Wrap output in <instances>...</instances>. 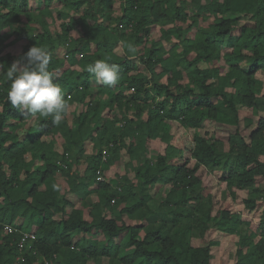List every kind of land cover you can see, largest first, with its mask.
I'll return each instance as SVG.
<instances>
[{
	"label": "trees",
	"instance_id": "1",
	"mask_svg": "<svg viewBox=\"0 0 264 264\" xmlns=\"http://www.w3.org/2000/svg\"><path fill=\"white\" fill-rule=\"evenodd\" d=\"M35 2L37 10L29 0H0V264H212L219 241L194 246L187 235L195 230L203 239L210 229L241 235L236 264H264V220L258 241V232L243 236L241 214L215 210L197 174L220 171L233 196L248 190L249 210L264 196L255 186L264 175V116L253 122L240 114L260 103L264 0ZM54 3L67 10L58 13L67 17L57 30L47 21L56 20ZM117 3L121 13L113 16ZM10 36L22 44L18 54L2 52ZM172 37L169 53L162 41ZM72 102L81 108L76 116ZM174 123L195 130L191 158ZM206 124L225 132L227 143L201 132ZM155 139L164 151L147 157ZM89 145L83 173H73L70 162L80 164ZM123 150L134 176L99 180L98 170ZM165 186L155 202L151 191ZM22 232L36 238L20 250Z\"/></svg>",
	"mask_w": 264,
	"mask_h": 264
},
{
	"label": "rangeland",
	"instance_id": "2",
	"mask_svg": "<svg viewBox=\"0 0 264 264\" xmlns=\"http://www.w3.org/2000/svg\"><path fill=\"white\" fill-rule=\"evenodd\" d=\"M30 5L33 6L36 10L40 6L39 3L35 2L36 0H29ZM118 3L116 6L112 9L111 14L113 16L120 15L121 10L118 8ZM51 10L54 13V16L56 20L53 22V19L51 17H47V21L53 26L54 30L59 29L61 21L64 20L66 17L63 16L60 18L58 16V13H66L67 10L64 8V5L61 3H54L51 6ZM244 21H241V24L244 23ZM201 24L203 26H206L208 24V21H202ZM152 39L159 40L161 36L160 28L157 25H152ZM75 32V31H74ZM79 31H76L75 34L76 36L79 34ZM14 37L10 36L6 41L3 42L2 46V52L5 53H13V54H18L21 49H22V44L21 42H16L14 41ZM177 42L176 37H172L170 41L164 40L162 41V44L166 51L171 53L174 49V44ZM227 47V44L225 45ZM228 48V47H227ZM61 54V53H60ZM139 62V60H137ZM217 66L222 67L224 65V61L221 59L219 62L216 63ZM139 67L143 69V65L139 63ZM225 71V68L223 69ZM170 73H168L169 75ZM167 75V76H168ZM166 76V77H167ZM257 78L259 79L261 83V89L258 93L259 99V105L258 108H249L246 106L240 107V114L242 117H249L250 120L253 122H256L259 117L264 116V71H258L257 72ZM81 108L76 105V102H72L69 107L68 111L71 116H76V113L80 111ZM117 110H113V113H117ZM132 113V112H131ZM120 124V123H119ZM11 129V128H9ZM206 130H209L210 133H213V135L220 140L223 141V143H227V134L222 131H216L214 130L212 125H205L204 128H202L200 131L205 132ZM172 131L175 132L176 138L178 141H184V144L186 145V151L184 153L185 157H190V148L193 145V141L191 139V136L193 132L195 131L194 129H185L178 123H174L172 125ZM62 139L59 138L56 140V147L61 150L63 148L62 144ZM219 146L222 147V144ZM165 144L161 142L159 139L151 140L149 143V149L146 153L147 157L150 158H155L158 153H162L164 151ZM93 153V148L92 145H89L85 151V153L81 156V163L76 164L75 162H70L72 164L71 171L73 173H83V169H85V158ZM29 156V155H28ZM122 158L119 159V161L113 165H111L106 171L103 173L102 180H105L109 183L115 184L116 181L119 180V178L125 173L130 171L129 175L134 176V172L129 170L127 167V163L129 161V157L126 154V151L123 150L122 152ZM191 158V157H190ZM264 159V157H263ZM195 160L191 159L190 166L194 165ZM198 176L201 177L203 186L207 190V192L212 193L215 197V210H222L225 208H229V210L232 213H240L242 216V220L245 222V226H243V231L242 235L244 236L245 233L247 234L248 232L255 231L258 232L259 235L255 239V241H258L259 238L261 237L260 230L258 226L262 224L264 220V196L263 198L259 199L258 206L254 210H249L247 206L245 205L244 197H247L249 195L248 190H243V189H237L235 196L232 195V193L229 191L226 183L222 182L220 180L221 172L220 171H209L205 167H200L197 171ZM63 180V179H62ZM258 189L262 190L264 194V175L259 176L256 181L255 185ZM61 190L62 192H65L67 190V186L65 182L63 181L61 183ZM168 186H165L163 188L156 187L154 188L152 192V199L155 202H160V200L166 195L168 192ZM67 197L75 203L78 207H81L80 199L77 198L75 195L71 193H67ZM95 196L90 197V202L95 201ZM115 213L118 215L119 214V208L115 210ZM60 215V214H59ZM61 216V215H60ZM125 220L127 222H130V219L125 216ZM15 227V230L18 231V227L14 224H10ZM213 227V226H212ZM211 227V228H212ZM215 228V227H214ZM20 231V230H19ZM21 232V231H20ZM23 233V232H22ZM188 241L194 245H203L209 240H217L219 241V245L213 246L211 253H212V258H211V263L212 264H236L238 262V254L237 251L239 249V240L241 239V235H228L225 234L221 231H217L216 229H210L206 232L204 238L202 239L201 236L199 235L198 231L191 230L188 232ZM96 238L97 240H102L104 239L103 236H98V237H93V239ZM30 243V242H29ZM23 247L22 249H24ZM20 249V250H22ZM127 249L122 248L119 252V256H122L126 253ZM246 248L242 249V252H245ZM103 264H108V259L103 258Z\"/></svg>",
	"mask_w": 264,
	"mask_h": 264
},
{
	"label": "built area",
	"instance_id": "3",
	"mask_svg": "<svg viewBox=\"0 0 264 264\" xmlns=\"http://www.w3.org/2000/svg\"><path fill=\"white\" fill-rule=\"evenodd\" d=\"M103 155H104L103 156V159L105 160L106 157H107V149H104L103 150ZM98 175H99L98 176V179L102 181V179H103V177H102L103 173H102V170L101 169L98 170ZM4 228H5V230H8V231H14L15 230V227L12 226V225H10V224H6ZM35 238H36V236H35L34 233H31V232H23L22 233V236H21V238L19 240V243H18L19 249H22L23 247H25L28 242L34 240Z\"/></svg>",
	"mask_w": 264,
	"mask_h": 264
},
{
	"label": "crops",
	"instance_id": "4",
	"mask_svg": "<svg viewBox=\"0 0 264 264\" xmlns=\"http://www.w3.org/2000/svg\"><path fill=\"white\" fill-rule=\"evenodd\" d=\"M123 152V151H122ZM127 154V153H126ZM121 156H122V153H121ZM128 156V155H127ZM130 173V172H129Z\"/></svg>",
	"mask_w": 264,
	"mask_h": 264
}]
</instances>
